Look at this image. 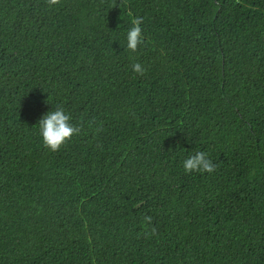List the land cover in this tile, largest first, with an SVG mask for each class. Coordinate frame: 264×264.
<instances>
[{
    "label": "trees",
    "instance_id": "trees-1",
    "mask_svg": "<svg viewBox=\"0 0 264 264\" xmlns=\"http://www.w3.org/2000/svg\"><path fill=\"white\" fill-rule=\"evenodd\" d=\"M0 264H264V0H0Z\"/></svg>",
    "mask_w": 264,
    "mask_h": 264
},
{
    "label": "clouds",
    "instance_id": "clouds-1",
    "mask_svg": "<svg viewBox=\"0 0 264 264\" xmlns=\"http://www.w3.org/2000/svg\"><path fill=\"white\" fill-rule=\"evenodd\" d=\"M49 6H55L59 0H48ZM142 19L136 18L126 31L125 49L135 53L143 44V32L141 28ZM135 73L143 75L145 68L139 62L132 65ZM39 135L43 145L51 151H57L62 145L69 141L80 129L71 123V117L63 106L52 107L44 113L38 121ZM185 173L199 172L211 174L215 171V165L204 151H196L183 160ZM146 222L151 223V217H145Z\"/></svg>",
    "mask_w": 264,
    "mask_h": 264
}]
</instances>
